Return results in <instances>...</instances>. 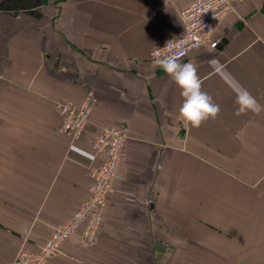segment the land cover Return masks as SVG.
I'll list each match as a JSON object with an SVG mask.
<instances>
[{"label":"crops","instance_id":"crops-1","mask_svg":"<svg viewBox=\"0 0 264 264\" xmlns=\"http://www.w3.org/2000/svg\"><path fill=\"white\" fill-rule=\"evenodd\" d=\"M194 1L0 0V264L74 216L105 162L91 142L119 124L129 140L95 242L70 237L46 264H264V111L236 115L227 82L264 105V0L237 2L219 48L181 62L220 106L198 128L151 53ZM89 90L98 101L74 143L58 103Z\"/></svg>","mask_w":264,"mask_h":264},{"label":"built area","instance_id":"built-area-1","mask_svg":"<svg viewBox=\"0 0 264 264\" xmlns=\"http://www.w3.org/2000/svg\"><path fill=\"white\" fill-rule=\"evenodd\" d=\"M244 0H195L193 4L181 10V18L184 24L183 32L168 41L173 40L175 49H162L166 42L158 43L157 48L161 55L174 54L180 51L183 55L182 62L195 49L210 47L218 49L223 39L216 37L222 27L225 18L234 12L237 2ZM93 90H89L81 104L72 101L58 103V111L61 116L60 132L66 134L72 142L80 140L91 121L92 108L98 98ZM129 128L126 125L105 126L91 142L92 149L97 154L105 155V162L100 167L90 170L91 187L89 198L81 203L74 216L65 224L56 227L52 236L42 244L38 251H20L17 258L11 264H46L48 259L61 252V248L68 238L80 234L83 245L90 246L97 238L98 232L104 222V211L113 184L120 179L119 161L122 159L124 148L129 140ZM150 204L151 200L148 201Z\"/></svg>","mask_w":264,"mask_h":264},{"label":"clouds","instance_id":"clouds-1","mask_svg":"<svg viewBox=\"0 0 264 264\" xmlns=\"http://www.w3.org/2000/svg\"><path fill=\"white\" fill-rule=\"evenodd\" d=\"M173 40L168 41L162 49H175ZM157 48L154 53V66L163 69L170 79L181 89L183 97L179 114L188 125L198 128L208 119H215L220 113V106L213 102L212 97L202 91V82L197 74V67L193 63H181L182 52L161 55ZM209 65L216 67L219 60L213 58L208 61ZM235 93V103L238 106L236 115L252 112L259 115L264 111V105L259 104L257 99L234 78L227 80Z\"/></svg>","mask_w":264,"mask_h":264}]
</instances>
